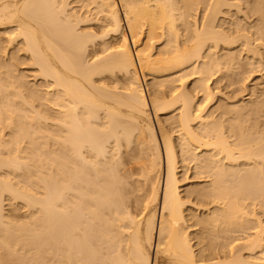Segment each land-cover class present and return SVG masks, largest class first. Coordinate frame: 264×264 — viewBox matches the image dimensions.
I'll return each instance as SVG.
<instances>
[{"label":"bare ground","instance_id":"bare-ground-1","mask_svg":"<svg viewBox=\"0 0 264 264\" xmlns=\"http://www.w3.org/2000/svg\"><path fill=\"white\" fill-rule=\"evenodd\" d=\"M75 2L0 0V264H264L256 214L250 238L213 247L216 222L237 224L254 188L264 196V130L237 134L160 79L198 75L212 97L210 80L242 52L219 15L241 4ZM249 7L252 34L241 21L232 33L261 55L264 0ZM188 162L199 179L182 191Z\"/></svg>","mask_w":264,"mask_h":264},{"label":"rangeland","instance_id":"rangeland-1","mask_svg":"<svg viewBox=\"0 0 264 264\" xmlns=\"http://www.w3.org/2000/svg\"><path fill=\"white\" fill-rule=\"evenodd\" d=\"M249 1L250 0H237L238 4H241L242 10H239L237 6H225L223 9L224 12L219 15L218 24L225 28L227 34L230 35V40L237 39L232 46L238 47L235 50H242V52L240 53V60L236 69L229 71L221 67L220 71L212 77L209 82L213 93L212 97L206 99L204 91L194 86V82L198 75H189L184 81L177 80L181 73H174L163 77L160 76L161 80H175L172 83H165L161 86L165 95L170 96L174 90L180 92L184 89H188L196 98V103L206 105L204 112L206 115L214 113L217 119L222 123L233 125L237 134L241 132L251 134L255 130H264V38L257 40L259 36L254 35L253 43L257 45V48L259 47L261 53V55H258L253 51L248 52L245 50L247 47L245 44V37L239 38V33H232L234 29L236 30L234 24L237 21H241L242 33L252 34L249 29V24L252 20L259 17V15L252 14ZM70 2H72V5H78L75 0H70ZM248 14L249 16L251 15V18H248L249 16L247 17ZM203 16L204 11L198 10V15H196V17L202 21ZM224 20L227 21L226 24H223ZM95 27H97V24ZM1 35L7 38L9 34L2 31ZM16 43L14 46L19 48ZM156 44L155 51H158L160 49V43ZM221 44L228 47L227 44ZM226 50H222L221 52H226ZM21 53L24 52L21 51ZM22 67L29 66L22 65ZM189 69H191V67H189ZM151 81H153V79ZM43 83L41 79L38 81V84ZM184 83L186 88L183 86ZM148 90L149 87H147V91ZM239 104L248 105V108L245 110L235 109L236 105ZM176 113L177 111L170 113L166 117L164 116L163 119H168ZM197 126H199V124H197ZM168 127L171 129L172 133L174 131V135L177 134L175 132V126H171L168 123ZM180 166L178 171L181 178V190L185 191L195 184V181H198L199 178L195 177V162L184 163V166L180 164ZM203 179L206 180L205 178ZM232 184L233 183L230 182V186H232ZM249 186L251 187V185ZM253 191L251 198L241 201L248 214L243 216L242 219H235V221H238L237 224H226V222L222 220L216 222L213 247L217 253H222L225 250L228 251L251 237L253 234L252 228L256 223L254 220L255 214L257 217L264 219V196H259L260 190L257 188H254ZM5 203H8V201ZM24 212L25 208L20 206L18 216H23ZM199 228L201 229V227Z\"/></svg>","mask_w":264,"mask_h":264}]
</instances>
